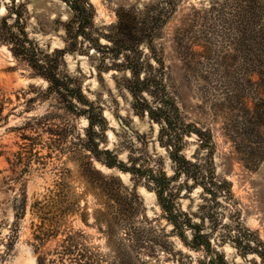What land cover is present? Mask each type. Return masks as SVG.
Wrapping results in <instances>:
<instances>
[{
	"label": "trees",
	"instance_id": "1",
	"mask_svg": "<svg viewBox=\"0 0 264 264\" xmlns=\"http://www.w3.org/2000/svg\"><path fill=\"white\" fill-rule=\"evenodd\" d=\"M63 1L71 12L63 22L65 47L44 51L24 30L15 31L14 24H7L6 18L0 19V40L9 43L13 55L30 65L34 76L48 81L44 89L46 96L54 94L58 103L77 114H87L85 133L77 135L70 148L78 145L90 150L92 156H85L81 173L100 189L111 206L112 219L123 228L129 246L137 252L133 258L122 241L121 250L107 264H159V259L154 262L139 259L140 252L146 251L155 257L159 249H164L169 256H174L176 251L167 247V241L160 240L166 233L160 234L152 226L147 230L141 227L138 220L142 199L135 188L130 189L117 177L104 175L94 165L93 158L108 167L130 172L134 180L145 179L146 186L156 193L162 216L173 225V231L179 233L183 242L210 253L209 263L229 264L211 243L210 233L203 230L202 222L208 217L213 220L212 226L218 225V214L213 207L219 204V195L226 198L233 195L231 183L216 172L212 130L190 118L181 87L197 91L212 117L226 120L223 128L234 143L238 160L250 170L257 169L264 160V0H205L199 6L192 5L175 37L181 71L178 80L156 40L180 0H158L139 7L121 5L116 11L117 21L109 25L107 32L96 27L95 7L90 0ZM19 14L18 11L15 20L18 26L21 25ZM100 37L108 43H101ZM90 46L93 51L88 55L98 59L99 69L123 71L121 87L130 92L134 112L158 125L157 140L170 159L172 175H167L160 156L148 155L135 145L128 162L119 160L113 149L99 147L96 136L105 129V119L97 112L98 106L85 97L79 78L62 67L66 52H89ZM79 103L87 107L79 109ZM44 126L51 134V144L60 145L62 136L68 132L67 126L58 128L51 123ZM191 136L196 148L188 156L185 148L187 137ZM173 181L179 187L185 186L186 191L197 186L202 188L199 222L192 219L194 212L177 207ZM186 229L191 231L190 240ZM153 232L159 239L152 237ZM81 236L67 235L57 255L62 260L67 257L68 264H101L102 258L79 242ZM220 238L231 240L228 234ZM232 238L244 256L255 253L260 258L252 264H264V241L256 233L240 228ZM37 264H47L44 255L38 256Z\"/></svg>",
	"mask_w": 264,
	"mask_h": 264
},
{
	"label": "rangeland",
	"instance_id": "2",
	"mask_svg": "<svg viewBox=\"0 0 264 264\" xmlns=\"http://www.w3.org/2000/svg\"><path fill=\"white\" fill-rule=\"evenodd\" d=\"M90 1L95 7L96 27L107 32L109 25L117 21L116 11L121 5L139 7L158 0ZM203 1L180 0L156 40L177 80L181 71L175 52L176 33L190 7L199 6ZM18 11L19 26L15 21ZM70 16V9L63 0H0V19L6 18L7 24H14L15 31L24 30L29 39L48 52L66 46L63 22ZM100 42L108 43L104 37H100ZM10 47L0 40V264H37L39 255H44L47 264H68V258L60 259L57 251L69 234H81L79 242L102 258L101 264L112 260L115 252L121 250L122 241H125L124 249L135 258L137 252L129 246L123 228L110 215V204L100 189L81 173L85 156H92L90 150L78 145L70 148L77 135H84L87 114H77L58 103L54 94L46 96L44 89L48 81L34 76L30 65L14 56ZM88 50L66 52L62 67L79 78L85 97L98 106L97 112L105 119V129L96 136L99 147L113 149L119 160L128 162L135 145L148 155L160 156L167 175H172L170 159L157 140L158 125L146 117L141 118L132 109V96L121 87L123 71L99 69L98 59L88 55L93 47ZM181 93L190 118L212 130L216 143L214 166L218 174L230 181L233 194L227 198L218 196L219 204L213 207L218 214V225L212 226V218L206 217L202 222L203 230L210 233L211 243L229 264L259 261L255 253L244 256L232 237L241 228L256 233L264 241V160L255 170L246 168L238 160L234 143L223 128L226 120L213 118L197 91L183 86ZM78 107L87 105L79 103ZM47 115L49 117H45ZM45 123L58 128L67 126L68 132L62 136L60 145L51 144ZM187 138L185 152L191 156L196 142L194 136ZM93 163L104 175L117 177L130 189L135 188L142 199L138 220L141 227L147 230L152 226L160 234L166 233L160 240L167 241V247L176 251L174 256H169L164 249H159L155 257L142 251L139 259L151 262L159 259V264H217L209 263L210 253L186 245L179 233L173 231V225L162 216L155 191L146 186L145 179L134 180L130 172L108 167L95 158ZM171 185L177 193V207L194 212L192 219L199 222L202 188L197 186L186 191L177 181ZM186 233L190 240L191 231L186 229ZM222 234H228L231 240H221ZM152 237L159 239L154 232Z\"/></svg>",
	"mask_w": 264,
	"mask_h": 264
}]
</instances>
